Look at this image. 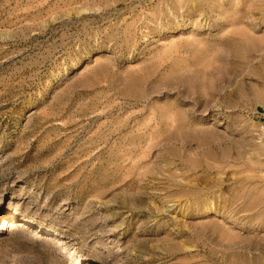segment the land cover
Returning a JSON list of instances; mask_svg holds the SVG:
<instances>
[{
    "label": "rangeland",
    "instance_id": "rangeland-1",
    "mask_svg": "<svg viewBox=\"0 0 264 264\" xmlns=\"http://www.w3.org/2000/svg\"><path fill=\"white\" fill-rule=\"evenodd\" d=\"M0 264H264V0H0Z\"/></svg>",
    "mask_w": 264,
    "mask_h": 264
},
{
    "label": "bare ground",
    "instance_id": "bare-ground-1",
    "mask_svg": "<svg viewBox=\"0 0 264 264\" xmlns=\"http://www.w3.org/2000/svg\"><path fill=\"white\" fill-rule=\"evenodd\" d=\"M7 217H9V218L11 219L10 215H7ZM6 221H8V220L4 219L3 224H6ZM17 225H19V224H17ZM22 228H23V227H22Z\"/></svg>",
    "mask_w": 264,
    "mask_h": 264
}]
</instances>
